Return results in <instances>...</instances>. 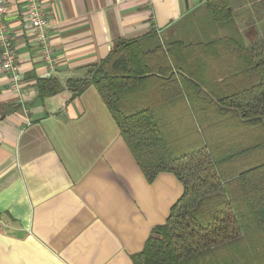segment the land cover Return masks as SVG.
Wrapping results in <instances>:
<instances>
[{
  "label": "crops",
  "instance_id": "crops-1",
  "mask_svg": "<svg viewBox=\"0 0 264 264\" xmlns=\"http://www.w3.org/2000/svg\"><path fill=\"white\" fill-rule=\"evenodd\" d=\"M39 2L49 22L53 70L25 28L24 2L5 15L19 81L13 88L0 73V264H133L131 256L141 252L154 227L165 224L184 187L168 172L149 182L95 88L71 99L66 82L84 78L119 40L153 46L185 37V30L194 31V41L202 38L206 0ZM229 3L244 45L264 41V0ZM190 18L198 24L189 27ZM205 32L212 40L228 35L216 24ZM207 55L209 78L229 76L237 63L231 52ZM174 76L180 82L176 71ZM46 78L64 89L41 101L37 81ZM166 106L182 111L184 101ZM241 164L235 172L246 169ZM230 183L241 191L242 182ZM204 260L260 264L264 231L209 248L199 258Z\"/></svg>",
  "mask_w": 264,
  "mask_h": 264
},
{
  "label": "trees",
  "instance_id": "trees-1",
  "mask_svg": "<svg viewBox=\"0 0 264 264\" xmlns=\"http://www.w3.org/2000/svg\"><path fill=\"white\" fill-rule=\"evenodd\" d=\"M205 11V30L216 24L228 35L212 40L204 30L194 41L185 30L153 46L119 40L84 78L66 82L71 99L95 88L149 182L168 172L184 187L133 264H205L199 258L209 248L264 231V41L244 45L229 0H206ZM220 50L237 63L229 76L209 78L207 54ZM37 88L41 101L64 89L54 78L39 79ZM176 100L182 111L165 108ZM241 160L246 169L235 172ZM229 182H242L241 191Z\"/></svg>",
  "mask_w": 264,
  "mask_h": 264
},
{
  "label": "built area",
  "instance_id": "built-area-1",
  "mask_svg": "<svg viewBox=\"0 0 264 264\" xmlns=\"http://www.w3.org/2000/svg\"><path fill=\"white\" fill-rule=\"evenodd\" d=\"M19 0H0V73L10 78L13 88L19 81L17 55L12 43V38L5 22V15L9 7ZM25 4V28L30 31L35 44L39 49L40 60L54 69L52 57L53 48L47 34L49 22L42 10L39 0H22Z\"/></svg>",
  "mask_w": 264,
  "mask_h": 264
}]
</instances>
